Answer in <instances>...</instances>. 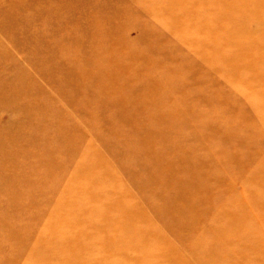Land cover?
<instances>
[{
    "label": "rangeland",
    "instance_id": "obj_1",
    "mask_svg": "<svg viewBox=\"0 0 264 264\" xmlns=\"http://www.w3.org/2000/svg\"><path fill=\"white\" fill-rule=\"evenodd\" d=\"M0 264H264V0H0Z\"/></svg>",
    "mask_w": 264,
    "mask_h": 264
}]
</instances>
